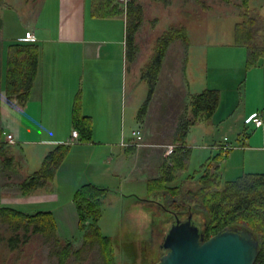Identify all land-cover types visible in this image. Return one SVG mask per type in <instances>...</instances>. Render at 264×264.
Returning <instances> with one entry per match:
<instances>
[{
    "label": "rangeland",
    "instance_id": "1",
    "mask_svg": "<svg viewBox=\"0 0 264 264\" xmlns=\"http://www.w3.org/2000/svg\"><path fill=\"white\" fill-rule=\"evenodd\" d=\"M240 1L172 0L166 7L159 2L145 0L144 20L136 35V55L127 63L123 107L125 133L139 126L137 116L149 96V86L141 78V69L150 59L157 37L170 26H184L189 44L175 39L166 51L149 98L146 119L140 126L144 134L142 140L156 144L152 148L162 152V160H167L169 155L165 152L168 145H175V134L185 114L189 93H198L207 88L219 91L220 102L213 114V124L199 123L190 127L187 142L192 147L191 162L187 172L177 173V182L216 153L219 149L214 146L224 142V136L236 145L246 143V148L236 147L223 152V158L219 161L222 179H234L245 172H264V148L248 147L261 141L264 127L255 128L250 123L245 124L257 109L264 114V108L260 106H264V58L258 66L247 70L246 46L233 43V25L238 20ZM9 2L13 7L0 9L2 30L24 31L27 24L31 28L35 23V13L31 12V16L27 10L36 9L41 0ZM261 2L257 0L252 3L259 5ZM251 136L253 139H250ZM106 138V132L98 131L90 141L94 143ZM162 160L157 159L148 167L150 178L159 175L158 165ZM4 168L0 162V184L6 181ZM14 187L12 190L15 193L17 185ZM66 192L58 190L55 195L41 193L11 198L1 194L4 196H0V207L10 206L30 214L47 209L56 213L59 202L70 197ZM151 194L147 193L145 181L142 180L129 182L115 177L107 182L98 228L103 235L118 242L116 257L119 264H155L166 253V249L158 252L157 248L167 232H156L161 222L153 221L148 229L147 220L142 221V211L145 210L142 200L151 198ZM174 219L175 216L167 223L166 230ZM84 226L88 229L87 225ZM76 229H67V226L58 223L55 230L61 244L71 241L74 250L80 249V253L72 254L66 264H105L99 243L92 247L82 245L85 230ZM71 231L72 235H69ZM137 231L141 232L139 236ZM15 234H18V246L11 248L10 238ZM25 234H28L27 239ZM148 241L153 242L150 248L147 247ZM54 243L55 236L28 233L23 226L15 229L7 221L0 222V264H58V258L53 253Z\"/></svg>",
    "mask_w": 264,
    "mask_h": 264
},
{
    "label": "trees",
    "instance_id": "2",
    "mask_svg": "<svg viewBox=\"0 0 264 264\" xmlns=\"http://www.w3.org/2000/svg\"><path fill=\"white\" fill-rule=\"evenodd\" d=\"M153 1L168 6L172 0ZM252 2L253 0L239 2L238 20L233 25V43L247 48L245 62L247 70L258 66L264 58V1L259 5L256 3L254 5ZM9 7H13L9 0H0V9ZM27 11L30 12L29 9ZM90 13L97 18L125 20L126 61L127 63L132 61L137 50L136 35L144 19L141 2L129 0L124 10L123 4L118 0H91ZM175 39H181L186 44L189 42L184 26H170L158 36L150 59L141 69V78L149 86V96L138 113L140 119L145 116L166 51ZM39 54V46L34 41L17 40L8 45L5 77L2 80L0 76V98L1 91L4 90L5 98L9 103L14 100L19 106L27 103L37 73ZM189 94L186 111L176 131V142L167 158L168 161L166 158L162 160L157 177L145 180L146 191L152 193V197L142 200L145 203L142 221L147 220L148 227H145L148 229L153 221L161 222L160 229L156 230L160 233L167 231L166 225L175 215L179 218L182 215L180 219H184L191 214L193 222L204 233L205 239L226 227L248 228L258 240L259 253L254 264H264V172H245L234 179H222L219 173V161L223 158V152L227 153L229 148L224 150L220 146L219 150L208 156L196 170L177 182V173L187 172L191 162L192 147H189L186 141L190 127L199 123L212 124L213 114L220 102L217 89L207 88ZM72 127L78 132L79 142L91 140L92 120L81 112L79 92L72 107ZM0 135H2L1 129ZM68 150V144H58L50 150L44 156L40 168L19 183L20 191L27 194L51 183ZM0 156L3 167L11 169L14 165L19 166L11 146L2 144ZM105 191L106 188L92 183L83 184L75 190L78 229L85 230L82 235V245L92 247L93 244L99 243L105 264H119L116 257L118 242L103 235L98 228ZM52 218L50 212L39 211L30 215L10 207H0V222L7 221L9 225H14L15 229L23 226L28 233L40 232L55 236L53 253L58 258V264H66L72 254L80 253L78 252L80 249L74 250L71 241L63 244L58 241ZM87 220L91 223L88 229H85L84 223ZM139 233L141 232L137 231L138 236ZM27 235L25 234V239ZM152 244V241H148L147 247L150 248ZM17 246L18 234H15L10 238V247ZM157 248L158 252L164 249L162 243L158 244ZM124 251L128 250L124 249Z\"/></svg>",
    "mask_w": 264,
    "mask_h": 264
},
{
    "label": "crops",
    "instance_id": "3",
    "mask_svg": "<svg viewBox=\"0 0 264 264\" xmlns=\"http://www.w3.org/2000/svg\"><path fill=\"white\" fill-rule=\"evenodd\" d=\"M139 1L144 9L145 0ZM90 9L91 0H41L38 7L30 11L35 13V23L31 28L27 24L24 31H5L0 24L2 80L9 44L30 31L40 50L37 73L27 103L24 106H19L15 100L9 103L4 90L1 91L0 151L2 144L11 146L19 166L14 165L15 170L12 167L4 168L6 181L0 184V196L55 195L58 190L67 191L70 197L59 202L56 213L50 209L24 213L50 212L56 228L59 223L60 226H67V229L77 228L76 231L79 218L74 193L78 187L92 183L106 188L107 182L115 177L129 182L145 181L150 178L148 167L155 160H162L163 156L162 152L153 149L156 144L142 140L144 134L140 126L146 116L143 119L137 116L139 126L133 127L130 133H125L123 128L127 77L125 20L93 17ZM262 65L264 69V62ZM78 92L81 94V112L92 120V135L95 136L98 131L106 132L105 140L79 142L77 137L73 142H68L74 130L72 107ZM257 111L264 120L263 111ZM134 130H140L139 138L132 135ZM8 133L14 136V143L5 140ZM261 137L259 143L247 146L264 148V133ZM224 139L214 147L221 146L224 150L246 148V143L236 145L227 136ZM58 144H68L69 150L52 182L30 193H22L18 189L19 183L37 171L46 153ZM187 145L190 144L187 142ZM15 185L17 190L14 193L12 189ZM90 223L87 220L84 225L88 227Z\"/></svg>",
    "mask_w": 264,
    "mask_h": 264
},
{
    "label": "water",
    "instance_id": "4",
    "mask_svg": "<svg viewBox=\"0 0 264 264\" xmlns=\"http://www.w3.org/2000/svg\"><path fill=\"white\" fill-rule=\"evenodd\" d=\"M166 249L155 264H254L258 240L248 228H223L205 239L192 215L175 219L162 241Z\"/></svg>",
    "mask_w": 264,
    "mask_h": 264
},
{
    "label": "built area",
    "instance_id": "5",
    "mask_svg": "<svg viewBox=\"0 0 264 264\" xmlns=\"http://www.w3.org/2000/svg\"><path fill=\"white\" fill-rule=\"evenodd\" d=\"M121 4H123L124 6V10L126 7V4L129 0H118ZM19 40L21 41H34L35 38L33 37L32 33L30 31H26L24 36L19 38ZM247 123L253 124L255 127H263L264 126V120L262 119L260 113L257 111L255 113H252V115L246 119ZM140 130H134L132 132V135L134 137L139 138L140 137ZM78 137V132L76 130H73L71 133V137L69 138L68 142L71 143L74 140H76V138ZM5 140L8 141L9 143H14L15 139L14 136L11 133L6 134L5 136ZM227 148V146H225ZM173 151V145H168L167 149H166V154L169 155L171 154V152Z\"/></svg>",
    "mask_w": 264,
    "mask_h": 264
},
{
    "label": "flooded vegetation",
    "instance_id": "6",
    "mask_svg": "<svg viewBox=\"0 0 264 264\" xmlns=\"http://www.w3.org/2000/svg\"><path fill=\"white\" fill-rule=\"evenodd\" d=\"M165 249V248H164Z\"/></svg>",
    "mask_w": 264,
    "mask_h": 264
}]
</instances>
